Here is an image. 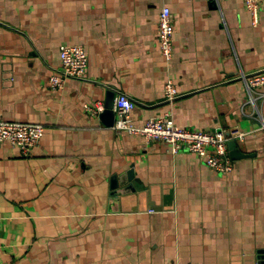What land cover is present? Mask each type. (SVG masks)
<instances>
[{
  "label": "crops",
  "instance_id": "1",
  "mask_svg": "<svg viewBox=\"0 0 264 264\" xmlns=\"http://www.w3.org/2000/svg\"><path fill=\"white\" fill-rule=\"evenodd\" d=\"M259 1L253 25L244 0H0V119L44 126L29 155L0 143V264L264 261V97L250 102L242 77L264 70ZM163 5L170 60L157 41ZM64 43L83 45L88 64L54 88ZM117 91L138 126L169 112L180 126L248 131L242 156L221 173L86 109ZM129 170L145 191L110 200V177Z\"/></svg>",
  "mask_w": 264,
  "mask_h": 264
},
{
  "label": "built area",
  "instance_id": "2",
  "mask_svg": "<svg viewBox=\"0 0 264 264\" xmlns=\"http://www.w3.org/2000/svg\"><path fill=\"white\" fill-rule=\"evenodd\" d=\"M244 5L250 13L253 25L259 20L260 1L244 0ZM174 19L169 6L163 5L158 19V47L166 60H170L174 51ZM60 66L49 76L52 87H61L70 77H81L85 74L88 64V54L81 44L64 43L60 46ZM249 91V101L255 103L264 97V90L258 88L264 85V70L242 74ZM178 89L169 78L164 83L166 100H172L178 95ZM135 105L133 99L123 91H117L112 110L115 113L113 127L126 130L131 134L142 135L147 143L156 141L169 142L171 151L180 150L195 152L202 156L205 163L215 170L225 173L233 168V160L229 154L228 141H243L248 131L238 126L221 130H204L177 125L169 112L146 119L143 125L132 123L130 111ZM86 109L93 114H99L104 105L102 101L86 104ZM44 126L40 123L0 119V143L9 142L20 149L23 155H29L43 135Z\"/></svg>",
  "mask_w": 264,
  "mask_h": 264
},
{
  "label": "water",
  "instance_id": "3",
  "mask_svg": "<svg viewBox=\"0 0 264 264\" xmlns=\"http://www.w3.org/2000/svg\"><path fill=\"white\" fill-rule=\"evenodd\" d=\"M113 98L114 93L112 92L110 98H107L106 100L104 110L100 113V116L105 118L107 124H113L114 121V112L112 110ZM227 145L229 154L232 158L242 156V153L238 149L234 139H230ZM134 188H137L140 192L145 191V186L140 183V179L138 177L134 176V172L132 170L126 171L120 175L115 173L110 177V200ZM259 263H264V261L258 260V264Z\"/></svg>",
  "mask_w": 264,
  "mask_h": 264
}]
</instances>
